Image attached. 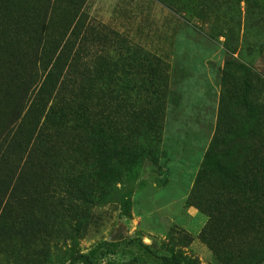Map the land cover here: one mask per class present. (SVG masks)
<instances>
[{
    "label": "rangeland",
    "instance_id": "obj_1",
    "mask_svg": "<svg viewBox=\"0 0 264 264\" xmlns=\"http://www.w3.org/2000/svg\"><path fill=\"white\" fill-rule=\"evenodd\" d=\"M21 73L52 74L41 143ZM123 92L151 153L130 117L84 142ZM263 144L264 0H0V264H264Z\"/></svg>",
    "mask_w": 264,
    "mask_h": 264
},
{
    "label": "trees",
    "instance_id": "obj_2",
    "mask_svg": "<svg viewBox=\"0 0 264 264\" xmlns=\"http://www.w3.org/2000/svg\"><path fill=\"white\" fill-rule=\"evenodd\" d=\"M52 77V74L48 73L47 75L43 76H34L33 78L27 80L25 79V75L23 73L21 74H14L13 77H11L12 80H15L18 82V85L21 87V90H18V99L20 101L22 99H26V114L22 122L25 121L26 117H28L32 121V125L30 129L27 131V135H24V128L19 127V138H28L29 141L31 138L36 135L35 141L37 143H41L44 137H42L41 130L38 131L37 129H40L42 127V120H45V124H48V121H46L49 118L48 114H45V110L47 108V102L49 98L51 97V94L53 92V89L50 88V79ZM112 93H118V91H110V94ZM116 105L112 107V109L108 110L104 113L102 110L101 113V121L102 124L99 127V130L97 131L98 139L95 140V138H88L86 141L84 139V142L87 144H91L95 147H102L107 148L109 147L110 142L112 141L111 138H107L109 136L110 130H117L121 134H125L126 130L128 128V117H130L133 120V123L131 126H133V129L136 134H139L144 139V147L147 148L148 152H152L153 147H155L156 143V130H157V115H156V108L151 107L150 105H145L143 107L135 105H130L125 102L126 95L116 94ZM20 104L23 105V102H20ZM125 109L122 115H118L119 112ZM126 109H128V112H126ZM50 114V113H49ZM112 114V116H111ZM21 122V123H22ZM56 132L62 131V129L67 130L66 127H64V124L61 126L60 122L54 125ZM40 127V128H39ZM117 133V132H116ZM114 141V140H113ZM112 141V142H113ZM45 144L44 142L42 143ZM113 144V143H111ZM116 145V143H115ZM114 147V144L111 145ZM264 146V144H263ZM260 161H262V158H259ZM221 170H219V175L217 176L218 183L222 184L224 186L223 190H225L226 184L232 181V177H234V171H231L229 169H225L224 166H220ZM244 171V170H243ZM245 177H247L245 175ZM260 183H256L254 181H250L247 186L245 184L246 192L249 191H255L263 192L262 188H264L263 183L258 180ZM25 227V226H24ZM131 243V241H129ZM107 245V244H105ZM109 246V245H108ZM77 258V257H76ZM78 259H82L84 261L88 260V256L86 255H78ZM160 260L163 264H181L177 259L175 258H166V257H160Z\"/></svg>",
    "mask_w": 264,
    "mask_h": 264
}]
</instances>
